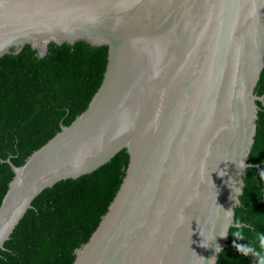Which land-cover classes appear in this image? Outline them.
I'll return each instance as SVG.
<instances>
[{
  "label": "water",
  "instance_id": "water-1",
  "mask_svg": "<svg viewBox=\"0 0 264 264\" xmlns=\"http://www.w3.org/2000/svg\"><path fill=\"white\" fill-rule=\"evenodd\" d=\"M80 42L107 47L103 81L22 166L6 161L0 250L45 189L122 165L72 264H216L264 104V0H0V58Z\"/></svg>",
  "mask_w": 264,
  "mask_h": 264
},
{
  "label": "trees",
  "instance_id": "trees-1",
  "mask_svg": "<svg viewBox=\"0 0 264 264\" xmlns=\"http://www.w3.org/2000/svg\"><path fill=\"white\" fill-rule=\"evenodd\" d=\"M0 58V204L16 167L83 113L99 89L107 47L49 44L44 57L26 45ZM264 95V68L258 96ZM228 247L216 264H257L234 244L259 247L264 234V104L258 102L256 133L248 157ZM257 165V166H254ZM122 165H103L77 179L45 189L0 250V264H72L119 190ZM241 227L237 229L236 223ZM240 231L242 240H235Z\"/></svg>",
  "mask_w": 264,
  "mask_h": 264
},
{
  "label": "clouds",
  "instance_id": "clouds-1",
  "mask_svg": "<svg viewBox=\"0 0 264 264\" xmlns=\"http://www.w3.org/2000/svg\"><path fill=\"white\" fill-rule=\"evenodd\" d=\"M240 167H243L244 164L240 163L239 164ZM261 175H264V173H262ZM234 191L236 192V195L239 194L240 189L239 188H235ZM231 211L225 212L230 213ZM230 220L228 222V224L230 225ZM235 227L237 229H239L241 227V225L239 224V222L236 223ZM234 238L235 240H242L244 237L242 235V233L240 231H236L234 234ZM222 237H226V234H221ZM258 242H259V247L253 246L251 244H242V243H237L234 244V247L236 248V250L243 256L248 257V256H252L257 264H264V234H259L258 235ZM217 251H220L219 248H217ZM215 259H213L214 261Z\"/></svg>",
  "mask_w": 264,
  "mask_h": 264
}]
</instances>
